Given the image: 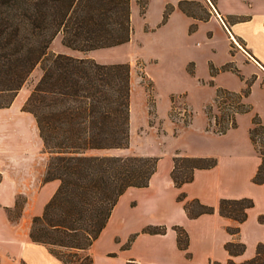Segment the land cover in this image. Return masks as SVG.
Masks as SVG:
<instances>
[{
	"label": "trees",
	"instance_id": "16d2710c",
	"mask_svg": "<svg viewBox=\"0 0 264 264\" xmlns=\"http://www.w3.org/2000/svg\"><path fill=\"white\" fill-rule=\"evenodd\" d=\"M131 32L130 0H0V108L11 104L39 65L41 75L22 110L34 118L49 155L43 181L59 180L41 215L32 217L29 238L64 263L71 261L69 254L56 248L86 250L106 225L118 197L128 187L148 185L157 158L95 154L129 145V65L102 64L93 58L51 53L49 46L59 34L61 43L71 50L90 51L125 43ZM209 68L215 74L230 65ZM248 93L249 85L240 92L218 87L213 104L220 115L214 116V127L209 122L207 130L224 133L235 127V115L250 110L243 101ZM211 108L206 107V114ZM252 124L250 139L261 157L253 182L262 183L264 126L257 115L252 117ZM173 161L171 178L176 187L189 182L194 169L216 163L214 158L189 157L178 152ZM20 197H16L14 207H5L12 222H17L22 213L25 199ZM184 199L183 193L177 195L178 201ZM252 204L250 198L221 199L217 209L220 215L240 223ZM183 207L190 218L215 210L197 199L186 200ZM258 220L264 223V214ZM173 229L178 247L186 249L187 233L180 226ZM165 230L164 225H149L142 231ZM228 230L236 233L238 228ZM225 249L236 255L244 245L228 242ZM78 264H92L90 254L79 258ZM227 264H264V242L257 245L251 259L240 263L228 260Z\"/></svg>",
	"mask_w": 264,
	"mask_h": 264
},
{
	"label": "crops",
	"instance_id": "0c3cea01",
	"mask_svg": "<svg viewBox=\"0 0 264 264\" xmlns=\"http://www.w3.org/2000/svg\"><path fill=\"white\" fill-rule=\"evenodd\" d=\"M193 3L202 5V14H208L206 19L189 15L192 13L186 5ZM176 5L181 9L177 14L186 19L200 22L212 19L219 23L231 55L228 53L222 61L213 62V67L230 65L235 71L226 69L212 74L205 64L202 75H198L204 77L202 80L214 82L222 74L236 77L238 87L220 84L235 92L243 90L251 80L250 94L243 101L252 110L236 114L235 127L215 133L207 130L210 120L205 114L199 117V124L195 115L179 126L166 120L171 105L168 100L164 116L158 114L167 141L159 140L163 144L160 151L146 154L157 158L155 170L147 186L128 187L118 197L106 225L89 246L92 264H227L228 260L240 263L254 257L257 245L264 242V223L258 220L264 214V182H253L261 157L249 134L253 114L264 126V0H215L214 3L181 0ZM51 45L56 53L74 55V50L61 43L59 34ZM194 65L197 75L195 62ZM211 96L214 97V91ZM14 101L15 98L8 107L0 108L4 120L0 121V264H30L36 260L41 264H64L45 246L29 238L32 217L41 215L59 180L43 181L48 159L36 123L30 113L23 110L18 113ZM186 104L193 107L188 97ZM25 120L32 121V126ZM132 120L130 101V123ZM117 152L111 150L110 154L118 155ZM176 152L189 157L214 158L216 163L209 168L194 169L192 179L176 187L171 178ZM179 193L185 195L183 201L177 200ZM17 195H24L25 203L19 220L12 222L5 207H14ZM240 198H250L253 203L246 209L242 222L219 214L221 199ZM192 199L213 206L214 212L188 217L183 205ZM149 225H164L166 230L143 232ZM173 226H180L187 233L186 249L178 247ZM229 227H237L238 231L231 233ZM228 242L242 243L243 251L230 255L225 249Z\"/></svg>",
	"mask_w": 264,
	"mask_h": 264
},
{
	"label": "rangeland",
	"instance_id": "374dc122",
	"mask_svg": "<svg viewBox=\"0 0 264 264\" xmlns=\"http://www.w3.org/2000/svg\"><path fill=\"white\" fill-rule=\"evenodd\" d=\"M179 1L181 0H130L132 32L129 41L117 46L84 52L74 50V55H71L93 58L102 64L127 63L129 65L133 122L129 123L128 147L115 150L120 156H148L147 153L160 151L163 144L159 140L166 142L167 135L163 120L158 118V114L164 116L168 100H171V105L166 120L170 119L179 126L189 122L195 115V122L199 124L201 121L199 117L202 118L201 114H205L214 127V116H219L220 113L213 104L214 97L211 96L213 91L215 96L218 87L224 88L220 84L230 87L239 85L238 79L229 74H222L217 82L213 79L202 80L204 77L199 76L202 75L205 64L209 69L214 65L213 62L222 61L226 57L229 53V42L217 21L211 19L200 22L177 14L181 10L176 5ZM186 9L199 19H206L208 16V14H202L203 8L199 3L187 4ZM238 43L241 45L239 41ZM49 52L56 53L51 44ZM194 62L197 75L194 74ZM234 74L240 77L237 72ZM40 75L41 69L38 65L17 92L13 105L18 109V113L23 112L22 107ZM248 85L249 95L251 80L246 82L244 89ZM187 97L193 107L186 104ZM208 105L212 108L206 114ZM0 121H4L3 118L0 117ZM25 122L32 126V121L25 120ZM10 134L8 133L7 136L10 137ZM186 139L189 140L190 137ZM110 151H97L95 154H110ZM46 156L48 159V153ZM19 196H21L20 200L25 199L24 195ZM14 215H16L15 212ZM56 249L69 254L71 261L63 262L64 264H78L79 258L89 254V247L86 250ZM38 261L30 264H41Z\"/></svg>",
	"mask_w": 264,
	"mask_h": 264
}]
</instances>
